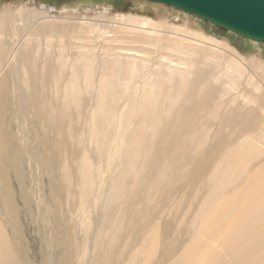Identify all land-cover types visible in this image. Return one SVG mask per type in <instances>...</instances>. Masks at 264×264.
<instances>
[{"label": "bare ground", "instance_id": "bare-ground-1", "mask_svg": "<svg viewBox=\"0 0 264 264\" xmlns=\"http://www.w3.org/2000/svg\"><path fill=\"white\" fill-rule=\"evenodd\" d=\"M147 5L0 9V264L24 158L59 264H264V57Z\"/></svg>", "mask_w": 264, "mask_h": 264}, {"label": "rangeland", "instance_id": "rangeland-1", "mask_svg": "<svg viewBox=\"0 0 264 264\" xmlns=\"http://www.w3.org/2000/svg\"><path fill=\"white\" fill-rule=\"evenodd\" d=\"M33 2H41L43 4H48L54 7V10L58 12H62V13H69V12L77 13L79 11L77 14H82L86 10V8H89L95 11H98V10L101 11L103 9H112V12H122L125 14L130 13V14H135V15H143V16L154 18V19L160 18V16L155 15V13H153L154 11L151 5H147L146 7L147 10L143 12L134 10L133 8L134 6L138 4V2L133 1V0H121V1L120 0H0V9H2V6L3 7L5 6H16L17 7L21 5H32ZM83 8H85L84 11H83ZM166 13L167 15L163 17L164 19L168 20L169 22H172L173 24L174 23L179 24L180 19L178 21L175 18H173L175 14L174 9L169 8L166 10ZM191 23L192 25L194 24L193 26L190 25L191 28L197 31H200L202 33H205L209 36H213L219 40L228 42L229 44H231L233 47L237 48L238 50L240 49V51L243 52L244 54L249 55L252 52L253 53L259 52L264 57V44L262 43L255 42L249 39L240 38L232 33L216 28L212 26L211 24L205 21L196 19V18H191ZM10 105L11 107L15 108V106H12L14 105L13 98H10ZM31 129L32 128L30 127L29 130ZM13 131H14V135L17 137L16 140L19 146L20 135H18L17 133L16 125H13ZM35 134H36L35 132H32L30 139H34ZM35 145L36 144H33L32 146L34 147ZM23 169L25 173L23 172V178L21 180L22 187L20 190L17 188V185L19 186V183L16 179L10 178L11 181L8 180V183L10 182L8 186H10V189L14 190L13 191L14 196L12 197L16 204V214H17V223H18V227H17L18 229H16V231L19 236L14 238L13 240L14 246H17L18 248L19 257L21 258L23 257V259L24 258L28 259L29 264H48L47 262L44 261V259L47 256H50L51 253H52L54 263L56 262L59 264V254L55 250V249H58V246L54 244L50 246V245H46L41 242V233H40L41 231L39 230L40 220L38 219L39 212L37 211L38 206H39L37 205V203L39 201V194H40V191L38 188L39 184L34 183L35 185L33 186L32 182H30V180L28 179V168L26 165L25 158H24ZM11 186L13 188H11ZM45 192H46V195L50 193V189L48 185H46ZM177 216L178 214L176 216L167 215L165 217H161V221L162 223H164L165 221L170 222L172 224V231L174 232L176 231V228L178 229V224L180 223V222H177ZM171 219L173 220V222L171 221ZM41 245L43 248L41 247ZM45 248L48 250L49 254L47 253V250Z\"/></svg>", "mask_w": 264, "mask_h": 264}, {"label": "water", "instance_id": "water-1", "mask_svg": "<svg viewBox=\"0 0 264 264\" xmlns=\"http://www.w3.org/2000/svg\"><path fill=\"white\" fill-rule=\"evenodd\" d=\"M186 12L240 38L264 44V0H133Z\"/></svg>", "mask_w": 264, "mask_h": 264}, {"label": "trees", "instance_id": "trees-1", "mask_svg": "<svg viewBox=\"0 0 264 264\" xmlns=\"http://www.w3.org/2000/svg\"><path fill=\"white\" fill-rule=\"evenodd\" d=\"M121 1V0H120Z\"/></svg>", "mask_w": 264, "mask_h": 264}]
</instances>
